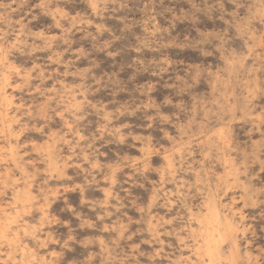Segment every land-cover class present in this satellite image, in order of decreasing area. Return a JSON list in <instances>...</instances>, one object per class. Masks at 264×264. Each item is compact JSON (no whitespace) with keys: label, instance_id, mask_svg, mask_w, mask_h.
I'll use <instances>...</instances> for the list:
<instances>
[{"label":"rangeland","instance_id":"1","mask_svg":"<svg viewBox=\"0 0 264 264\" xmlns=\"http://www.w3.org/2000/svg\"><path fill=\"white\" fill-rule=\"evenodd\" d=\"M0 60V264H264V0H0Z\"/></svg>","mask_w":264,"mask_h":264},{"label":"bare ground","instance_id":"2","mask_svg":"<svg viewBox=\"0 0 264 264\" xmlns=\"http://www.w3.org/2000/svg\"><path fill=\"white\" fill-rule=\"evenodd\" d=\"M90 3V2H89ZM44 6V5H43ZM56 10V9H55ZM62 12V11H61ZM52 16V15H51ZM1 61V60H0ZM236 64V63H235ZM17 72V71H16ZM10 76V75H9ZM5 95V94H4ZM2 96V95H1ZM3 97V96H2ZM9 100V99H8ZM206 105V104H205ZM109 111V110H108ZM3 114V113H2ZM5 114V113H4ZM12 123V122H11ZM69 127V126H68ZM21 132V131H20ZM81 135V134H80ZM11 145V144H10ZM22 146V145H21ZM55 147V146H54ZM10 148V147H9ZM14 149V148H13ZM42 149V148H41ZM47 149V148H46ZM84 153V152H83ZM18 156V155H17ZM86 156V155H85ZM172 156V155H171ZM13 157V156H12ZM85 160V159H84ZM50 161V160H49ZM18 165V164H17ZM16 165V166H17ZM23 167V166H22ZM92 167V166H91ZM172 168V167H171ZM99 169V168H98ZM173 174V173H172ZM171 174V175H172ZM114 175V174H113ZM17 178V177H16ZM32 178V177H31ZM15 179V178H14ZM159 181V180H158ZM163 181V180H162ZM4 182V181H3ZM113 185V184H112ZM79 186V185H78ZM143 186V185H142ZM17 193V192H16ZM32 193V192H31ZM166 194V193H165ZM108 195V194H107ZM109 195H111V194H109ZM31 196V195H30ZM105 200V199H104ZM107 200V199H106ZM239 200V199H238ZM241 200V199H240ZM239 200V201H240ZM29 201V200H28ZM22 204V203H21ZM47 204V203H46ZM142 208V207H141ZM18 210V209H17ZM15 211H16V209H15ZM78 216V215H77ZM224 217V216H223ZM79 218V217H78ZM10 224V223H9ZM39 226V225H38ZM222 226V225H221ZM221 226L219 225V228H220V230H221ZM4 227V226H3ZM218 228V229H219ZM234 228V227H233ZM26 229V228H25ZM1 230V229H0ZM203 232V231H202ZM25 234V233H24ZM219 234V233H218ZM230 238V237H229ZM37 239V238H36ZM220 240V239H219ZM227 240V239H226ZM224 243V242H223ZM200 244V243H199ZM225 245V244H224ZM220 248V247H219ZM117 249V248H116ZM216 250V249H215ZM219 250V249H218ZM217 250V251H218ZM214 254V253H213ZM23 255V254H22ZM211 257V256H210ZM209 258V257H208ZM10 259V258H9ZM210 260H212V258L210 259ZM226 260V259H225ZM14 261V260H13ZM23 261V260H22ZM213 261V260H212ZM23 263V262H22Z\"/></svg>","mask_w":264,"mask_h":264}]
</instances>
